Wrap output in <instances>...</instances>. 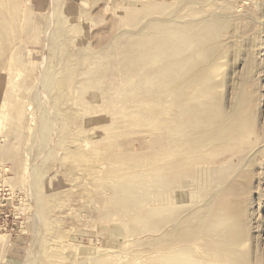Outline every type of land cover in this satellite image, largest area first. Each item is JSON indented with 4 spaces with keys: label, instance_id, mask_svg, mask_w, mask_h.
<instances>
[{
    "label": "bare ground",
    "instance_id": "6f19581e",
    "mask_svg": "<svg viewBox=\"0 0 264 264\" xmlns=\"http://www.w3.org/2000/svg\"><path fill=\"white\" fill-rule=\"evenodd\" d=\"M177 2L174 1L175 4ZM179 2L184 7L192 2L195 3V0H180ZM175 4L157 0L142 5V8L137 9L136 6V12L127 14L123 18L132 27V30L115 37L116 39L109 49L101 48L97 52H93V56L105 57L106 60L101 62L94 61L95 59L91 60L90 57L81 60L72 57L65 44L62 43L57 30L52 31L51 36L49 35V38L51 37V45H48L50 60L61 59L64 62L62 70L65 68V70L71 71V74L76 73L79 69L77 84L72 88V105L66 101L68 96L65 86L67 85L64 80L59 81L60 74L56 76L52 85L49 83L51 88L46 89L48 92L42 91L43 84L42 86L40 84L37 90L42 99L44 95L47 97L45 98L46 106L53 111L55 125L59 127L56 134L65 138L60 140L59 136L54 135L56 138H53V141L54 139L58 140L56 145L61 156L58 168H54L58 171L61 170V174L67 178L70 177L69 171L72 168L81 166L88 179L110 192V197H106L107 201L105 200L107 202L105 208L108 212L106 218L109 213L113 212L126 219L125 233L138 237L136 244L138 254L144 253L143 250L146 249L147 244L153 245L159 251L155 257H150L147 260L139 259L142 261L138 264H250L246 252L244 253L242 250V239L245 238H242L241 235L242 227L236 220L239 212L242 211L241 207H243V200H240L243 188L240 184L231 185L215 204L210 205L208 200L204 201L197 210L187 214H183L179 209L170 208L172 205H178L182 195L190 196L199 191L206 192L209 186L212 188L214 183L221 181L224 169L221 171V168H218L219 171L210 168L209 165L218 161L227 147L229 149L232 146L241 151L242 148L250 145V134L252 133L246 130L245 121L253 117L251 98L246 92L245 82L236 88V101L233 103L232 111H226L222 107L223 97L219 93L221 83L215 78V73L219 69L216 59L221 50H214L210 46L220 42L219 30L215 22H212L213 20L211 21L205 13L194 12L193 8L188 10V13L191 12L190 16L185 17L187 15L185 14L186 19H184L180 12L183 9L178 10L175 8ZM177 4L179 5V3ZM18 11V0H0V60L10 50L12 39L17 30ZM143 15L148 16L141 19L140 17ZM26 18L25 24L20 28L21 33L35 32L34 20ZM63 23L59 19L58 27L62 28L61 24ZM112 52L117 55L116 61H112L113 57L110 58ZM8 55L10 68L23 67L24 61L18 50H13ZM101 59L104 58H99V60ZM172 63L174 64L171 68L167 67ZM47 69L49 70V67ZM171 69L174 71L173 76L179 81L188 76L185 81L188 85L187 90L182 93L183 91L177 89L174 103L168 102L161 95L162 97L157 98L153 107L151 106L152 112L149 115L125 113L126 115H123L121 119H116L115 115L111 114L118 107L120 109L127 108L130 105L127 100L134 94L141 96L154 91L153 88H150L151 85L160 81L159 76L164 73V70ZM22 80L17 85L23 89L24 93L29 88L25 79ZM67 84L69 83L67 82ZM113 90L119 92L117 99L113 95L115 96L118 92L114 93ZM155 90L157 89L155 88ZM109 91L114 94L107 96L106 93ZM9 93L7 95L10 96ZM23 93L21 91L20 94ZM181 96L186 99L180 98ZM35 97H37L36 93ZM40 101L42 100L40 99ZM102 103H108L107 110L105 111L101 107L105 112L101 117H93L92 122L98 137L92 139L82 129L84 117L82 118L80 110L92 107V110L97 112ZM16 104L18 113L22 114L24 103L17 101ZM134 127L156 131L150 143L143 142V150L139 154L123 148L120 150L119 144L116 142L118 137L133 132ZM142 136L140 137L142 138ZM45 137L46 135H41V141H44ZM141 138H139L140 141ZM251 148H253L252 145ZM7 149L4 151L6 155L9 153ZM48 160L52 161L51 157ZM103 161L115 164V170H107L108 172L100 177L103 172L98 168V165ZM53 176L49 178L53 180L56 177ZM36 181L37 179L33 180L34 183ZM40 183L41 181L38 180L36 185L41 187ZM55 187H57L55 184L54 186L46 185L43 193L35 196L38 212L44 218V229L49 236H54L58 231L53 220V206L56 204L59 206L63 200L70 197L69 189L63 190V193L60 190V193H55L57 190ZM99 195L102 198L101 194ZM110 224L112 225V223ZM157 229L162 230V232L159 230L162 233L159 237L139 238V236L143 237L144 234H150ZM53 240L49 239L47 247L40 253L38 252L39 261L58 264L62 244L58 240L57 242ZM133 254L138 257L134 252ZM207 256L209 258L205 259ZM133 260L121 264H132Z\"/></svg>",
    "mask_w": 264,
    "mask_h": 264
},
{
    "label": "rangeland",
    "instance_id": "374dc122",
    "mask_svg": "<svg viewBox=\"0 0 264 264\" xmlns=\"http://www.w3.org/2000/svg\"><path fill=\"white\" fill-rule=\"evenodd\" d=\"M144 1L147 3H143ZM153 1L157 0H18L21 12L18 11L17 30L15 31V36H17L12 39L8 54L13 50H18L24 61L23 67L10 68L8 54L0 60V264H47L38 260V252L40 253L42 249L46 248L49 239L52 241L53 238V241L57 242L58 240L62 244L58 264H121L131 259H134L132 264H138L142 261L139 259L147 260L159 254L158 249L151 244H147L146 251L143 250L142 255L138 254L139 251L136 250L138 237L125 233L126 219L113 212L109 213L106 218L108 212L105 207L110 192L88 179L85 170L81 169L83 167L72 168L69 171L70 177L67 178L61 174V170L55 169L58 168L61 156L56 145L58 140L54 139L53 141V138L58 136L60 140L65 138L56 134L59 127L55 125L53 111L46 106L45 98L47 97L44 95L42 99L40 92L37 91L39 85L43 84L42 91L48 92L47 90L51 88L49 83L52 85L56 76L60 74L59 81L64 80L67 85L65 86L68 96L66 101L72 105V88L77 84L79 69L76 73L71 74V71L65 70V68L62 70L64 62L61 59L50 60L51 37L49 38V35H52V31L57 30L62 43L65 44L72 57L78 60L90 57L91 60L95 59L94 61L101 62L106 60L105 57L93 56V52L95 53L101 48L109 49L112 42L123 32L132 30V27L123 19L125 15L131 14ZM163 1L172 5L175 4L174 1H178L179 5L182 4L179 2L180 0ZM177 3L175 8L183 9L184 12L180 11L183 17L185 14H187L185 17L191 14L190 11L188 13V10L193 8L194 12L205 13L211 21L213 20L212 22H215L219 30L220 42L210 46L214 50H221L216 59L220 70L218 69L219 73L218 71L215 73V78L221 83L219 93L223 97L222 107L226 111H232L233 103L236 101V88L245 82L246 92L251 98L253 117L245 121L246 130L252 133L250 134V147L245 146L241 151L232 146L229 149L227 147L223 151L222 157L209 165L213 169L221 168V171L224 169L221 181L211 186L214 190L209 186L206 192L195 193H199L198 195L184 194L185 196H181L178 205H172L170 208L179 209L183 214H187L197 210L204 201L208 200L210 205L215 204L231 185L240 184L243 188V194L240 197V200H243V207L237 216L240 219L236 217V220L242 227V238L245 237L242 239V250L244 253L246 252L250 264H264V0H195L194 5L192 3L188 6L184 4V7ZM184 8L186 9L184 10ZM147 16L143 15L140 18L143 19ZM26 17L34 20L35 32L21 33L20 28L25 24ZM185 17L184 19H186ZM59 19L62 20V23L64 22L61 24L62 28L58 27ZM36 32L38 33L35 34ZM87 53L88 56H86ZM112 53L110 58L113 57L112 61H116L117 55L115 52ZM99 58L104 59L99 60ZM173 64H169L167 67L171 68ZM171 70H164V73L159 76L160 81L153 83L154 86L151 85L150 88L154 89L152 94L149 92L141 96L134 94L133 97L128 98L127 101L130 102V105L127 108L120 109L118 107L111 114L115 115L116 119H121L123 115H126L125 113L149 115L152 112L151 106L153 107L157 98L162 96L168 102L174 103L175 91L180 89L184 93L187 90L188 85L185 81L188 76L179 81L173 76L174 71ZM49 73L53 75H49ZM24 79L29 88L28 93L24 91L26 94L17 85L20 84V80L24 81ZM21 91L24 95L20 94ZM111 91L106 95L118 92ZM8 93L11 95H7ZM35 93L37 97H35ZM116 94L113 95L116 97L115 99L119 97V92ZM180 98L184 99L185 97L181 96ZM17 101L24 103L22 114L17 111ZM107 106L108 103H102L97 112L93 111L92 107L80 110L82 118L84 117L82 129L92 139L98 137L92 122L93 117H101L107 110ZM101 107L105 111H102ZM134 129H136L135 133ZM134 129H132L133 132L118 137L117 139L121 140L116 139V142L119 144L120 150H131L129 152L139 154L143 150V142L150 143L156 131L137 127ZM141 132L143 134H139ZM43 134L46 137L44 141H41ZM5 149L9 151L8 155L5 154ZM58 153L59 155H57ZM49 157L52 161L48 160ZM220 165L222 166L220 167ZM114 166L115 164H109L108 161L100 162L98 168L103 172L100 177L108 171L115 170ZM53 175L56 177L51 180L49 177H54ZM34 179L41 181V187L36 185L37 181L33 182ZM67 180L68 182H66ZM54 184L57 185L55 193L61 191L63 193V190L69 189L70 197L63 200L59 206L57 204L53 206V220L58 231L54 236H49L44 229V218L38 212L35 196L42 194L46 185L54 186ZM102 199L103 202H101ZM98 200L99 202H97ZM175 223L177 222L175 221ZM159 230L162 232L161 229H157L150 234H144V238L142 236L139 238L159 237L162 235ZM133 247L134 250H132Z\"/></svg>",
    "mask_w": 264,
    "mask_h": 264
}]
</instances>
